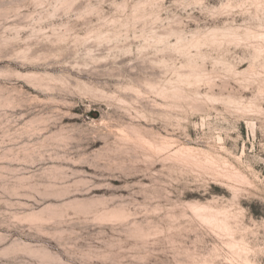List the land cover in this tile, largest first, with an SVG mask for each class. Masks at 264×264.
I'll use <instances>...</instances> for the list:
<instances>
[{"label":"rangeland","instance_id":"obj_1","mask_svg":"<svg viewBox=\"0 0 264 264\" xmlns=\"http://www.w3.org/2000/svg\"><path fill=\"white\" fill-rule=\"evenodd\" d=\"M0 264H264V0H0Z\"/></svg>","mask_w":264,"mask_h":264}]
</instances>
